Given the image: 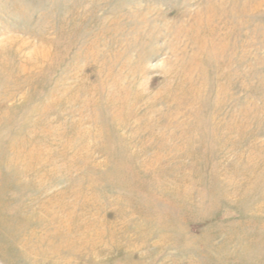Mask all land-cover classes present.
Segmentation results:
<instances>
[{
    "label": "rangeland",
    "instance_id": "obj_1",
    "mask_svg": "<svg viewBox=\"0 0 264 264\" xmlns=\"http://www.w3.org/2000/svg\"><path fill=\"white\" fill-rule=\"evenodd\" d=\"M0 264H264V0H0Z\"/></svg>",
    "mask_w": 264,
    "mask_h": 264
}]
</instances>
